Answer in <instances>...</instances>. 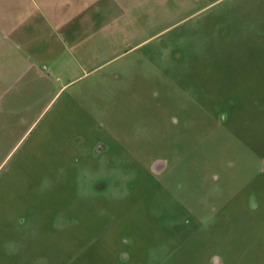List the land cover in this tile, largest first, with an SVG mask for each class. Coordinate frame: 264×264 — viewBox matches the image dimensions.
Instances as JSON below:
<instances>
[{"label":"rangeland","instance_id":"374dc122","mask_svg":"<svg viewBox=\"0 0 264 264\" xmlns=\"http://www.w3.org/2000/svg\"><path fill=\"white\" fill-rule=\"evenodd\" d=\"M213 255L264 264V0H0V264Z\"/></svg>","mask_w":264,"mask_h":264},{"label":"flooded vegetation","instance_id":"af4514ba","mask_svg":"<svg viewBox=\"0 0 264 264\" xmlns=\"http://www.w3.org/2000/svg\"><path fill=\"white\" fill-rule=\"evenodd\" d=\"M252 150H254V149H252ZM105 151H106V147L103 145V143L99 142V143H97L96 147L94 148L93 154L96 156H99V155H102ZM157 162H162V165L160 167L159 166L156 167ZM166 167H167V163L165 161L157 160L152 164L151 171L155 175H160L165 171ZM126 244H128V241L124 240V245H126ZM123 255H125V257H126L125 259H121V256H123ZM119 257H120V260L124 263L128 262L130 259L129 255L124 250L120 253ZM214 261H217V264H223V262L215 255L211 256L209 262H210V264H213Z\"/></svg>","mask_w":264,"mask_h":264},{"label":"water","instance_id":"95a60500","mask_svg":"<svg viewBox=\"0 0 264 264\" xmlns=\"http://www.w3.org/2000/svg\"><path fill=\"white\" fill-rule=\"evenodd\" d=\"M160 167V166H159Z\"/></svg>","mask_w":264,"mask_h":264}]
</instances>
